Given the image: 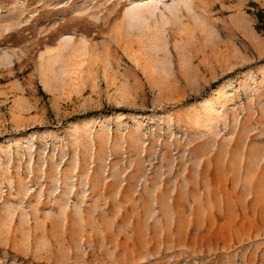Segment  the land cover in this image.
I'll return each instance as SVG.
<instances>
[{
  "label": "rangeland",
  "instance_id": "374dc122",
  "mask_svg": "<svg viewBox=\"0 0 264 264\" xmlns=\"http://www.w3.org/2000/svg\"><path fill=\"white\" fill-rule=\"evenodd\" d=\"M259 12L0 0V264H264Z\"/></svg>",
  "mask_w": 264,
  "mask_h": 264
},
{
  "label": "trees",
  "instance_id": "16d2710c",
  "mask_svg": "<svg viewBox=\"0 0 264 264\" xmlns=\"http://www.w3.org/2000/svg\"><path fill=\"white\" fill-rule=\"evenodd\" d=\"M257 19H258V22H259V25H258V29L260 31H262L264 28L262 27V25H260V23H263L264 25V13L263 12H259L257 15H256Z\"/></svg>",
  "mask_w": 264,
  "mask_h": 264
}]
</instances>
